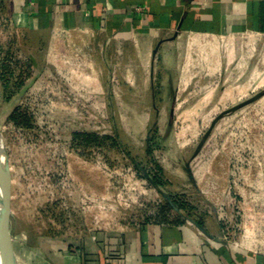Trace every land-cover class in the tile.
Returning <instances> with one entry per match:
<instances>
[{
    "label": "rangeland",
    "instance_id": "rangeland-1",
    "mask_svg": "<svg viewBox=\"0 0 264 264\" xmlns=\"http://www.w3.org/2000/svg\"><path fill=\"white\" fill-rule=\"evenodd\" d=\"M96 39L58 32L32 46L0 0V131L19 264L42 239L148 221L218 228L264 250V83L251 80L264 69V35L178 32L159 48ZM32 55L52 70L20 96Z\"/></svg>",
    "mask_w": 264,
    "mask_h": 264
},
{
    "label": "crops",
    "instance_id": "crops-1",
    "mask_svg": "<svg viewBox=\"0 0 264 264\" xmlns=\"http://www.w3.org/2000/svg\"><path fill=\"white\" fill-rule=\"evenodd\" d=\"M5 1L13 27L39 48H46L50 34L62 29H87L97 37L96 48L106 38L144 40L147 47L175 32L264 35V0ZM34 57L39 65L35 70L42 73L30 92L41 89L52 70L49 57L44 66ZM251 80L262 85L264 69ZM39 243L41 252L28 249L30 257L20 264H264V250L225 239L218 228L206 233L186 222L148 221Z\"/></svg>",
    "mask_w": 264,
    "mask_h": 264
},
{
    "label": "water",
    "instance_id": "water-1",
    "mask_svg": "<svg viewBox=\"0 0 264 264\" xmlns=\"http://www.w3.org/2000/svg\"><path fill=\"white\" fill-rule=\"evenodd\" d=\"M177 33L178 32H175L172 38H175ZM159 46L160 42L157 45V48H159ZM31 59L35 66L38 67L35 57L31 56ZM40 75L41 72L39 71L27 84L23 86L20 91V96L24 95L35 84ZM11 193V167L0 131V264H19L13 248L10 230Z\"/></svg>",
    "mask_w": 264,
    "mask_h": 264
},
{
    "label": "built area",
    "instance_id": "built-area-1",
    "mask_svg": "<svg viewBox=\"0 0 264 264\" xmlns=\"http://www.w3.org/2000/svg\"><path fill=\"white\" fill-rule=\"evenodd\" d=\"M68 31H71V30H65V29H62L60 31H54L53 33H58V32H68ZM77 32L81 33V32H85V33H89V31L87 29H82V30H78ZM236 34H240V33H236ZM241 34H246V33H241ZM250 34V33H249ZM203 35H208V36H217V35H210V34H203ZM234 35V34H232ZM230 36V35H229ZM219 37V36H218ZM220 37H225V36H220ZM77 53L79 54L78 56V60L80 61V58H81V48L77 46ZM74 95V99L77 100V98L79 97ZM80 99V98H79ZM76 114H80V111L76 110ZM225 239H227V237H224Z\"/></svg>",
    "mask_w": 264,
    "mask_h": 264
},
{
    "label": "flooded vegetation",
    "instance_id": "flooded-vegetation-1",
    "mask_svg": "<svg viewBox=\"0 0 264 264\" xmlns=\"http://www.w3.org/2000/svg\"><path fill=\"white\" fill-rule=\"evenodd\" d=\"M31 60H32V59H31ZM32 64H33V66H32V67H36L33 61H32ZM36 68H37V70H38V68H39V65H38V67H36ZM40 72H41V71H40ZM37 73H38V72H36V73L34 74V76H35ZM41 73H42V72H41ZM34 76H33V77H34ZM40 76H41V75H40ZM33 77H32V78H33ZM38 79H39V78H38ZM38 79H37V80H38ZM35 83H36V82H35ZM23 86H24V85H23Z\"/></svg>",
    "mask_w": 264,
    "mask_h": 264
}]
</instances>
